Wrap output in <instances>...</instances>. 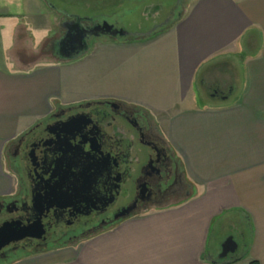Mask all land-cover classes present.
<instances>
[{
    "label": "crops",
    "instance_id": "0c3cea01",
    "mask_svg": "<svg viewBox=\"0 0 264 264\" xmlns=\"http://www.w3.org/2000/svg\"><path fill=\"white\" fill-rule=\"evenodd\" d=\"M18 1L0 11V156L57 107L113 98L151 117L187 193L12 264H264V0H184L149 42L104 38L57 61L30 60L28 42L49 19L34 0ZM234 223L249 239L241 235V252L218 260L230 235H213Z\"/></svg>",
    "mask_w": 264,
    "mask_h": 264
},
{
    "label": "flooded vegetation",
    "instance_id": "af4514ba",
    "mask_svg": "<svg viewBox=\"0 0 264 264\" xmlns=\"http://www.w3.org/2000/svg\"><path fill=\"white\" fill-rule=\"evenodd\" d=\"M40 1L55 18L50 47L58 58L104 38L146 43L174 21L172 13L154 21L157 0ZM159 137L145 111L113 98L57 107L15 134L4 148L0 264L93 237L186 195Z\"/></svg>",
    "mask_w": 264,
    "mask_h": 264
},
{
    "label": "rangeland",
    "instance_id": "374dc122",
    "mask_svg": "<svg viewBox=\"0 0 264 264\" xmlns=\"http://www.w3.org/2000/svg\"><path fill=\"white\" fill-rule=\"evenodd\" d=\"M12 1L13 0H5V2H4V0H3L2 2L4 4H6L7 6L3 7L4 9H0V11H2V12H4L5 10L9 11V12L15 11L14 4L12 3L11 5H9V3ZM24 1L25 0H19L18 3H15V4L16 5L18 4V6L22 7V5L24 4L23 3ZM34 1L39 5L41 12H43V13L47 12L49 23L46 24V26L43 28L44 33L39 34V37H37V35L31 36V40L28 42V46L31 48H34V50L32 51V53L30 55V60L35 61V59H37V58L43 59L44 57H47V59H49V60L51 59L50 61H53V60L57 61L58 59H64V58H58L57 56H55L53 51H51L52 47H50V42H51L50 39L53 36L52 26L55 24V20H53L54 17L48 12L47 8L41 3L40 0H34ZM157 1L159 3V11H158L159 14H158V16H156L154 18V21L157 23L163 22L164 19L169 16V13H172L171 17L175 18L176 15L178 16L179 13L182 12V10L184 9V6L186 4V2L184 0H157ZM0 8H2V7H0ZM19 10L22 11L21 9H19ZM45 15H46V13H45ZM128 20L129 21L135 20V16H129ZM169 25H170V23H169ZM166 28H167V25L164 26V28H162L161 30H164ZM141 29H142V27H141ZM18 53L20 55H23V54L25 55V52H23V51L18 52ZM27 53H29V52H27ZM26 58H28V57H26ZM232 70H233L234 74L238 73L237 67H234ZM212 73L213 74L222 73V74H224V77L226 78V76H228V75H225V74H229V71H227V70H216V72H212ZM225 92H226V90H225ZM209 94L206 93V91L203 93L204 99H202V100L204 103H209ZM150 119H151V117H150ZM151 121H152V119H151ZM152 123H153V125H155L153 121H152ZM6 169H7V167H6L5 154L1 153L0 170L2 172V171H6ZM234 226L236 229H231L230 227H226L225 229H222V232L218 231L217 234L213 235V237H214L215 241L217 242V240L219 238L224 239L225 233H229L226 235H230V238H232V240L237 245V248H238L237 253H240L242 250V243H241L242 240L240 241V239H241L240 237H241V235H243L245 237L247 236L246 239L248 240L249 236H250V232L247 229H241L240 230V227L236 223H234Z\"/></svg>",
    "mask_w": 264,
    "mask_h": 264
},
{
    "label": "water",
    "instance_id": "95a60500",
    "mask_svg": "<svg viewBox=\"0 0 264 264\" xmlns=\"http://www.w3.org/2000/svg\"><path fill=\"white\" fill-rule=\"evenodd\" d=\"M86 50V49H85ZM83 50V51H85ZM80 54V53H79ZM77 55V54H75ZM67 58V57H65ZM71 58V57H68ZM3 243H7V242H3ZM237 250V245L235 244V242L232 240V238L228 237L224 240V242L221 244L220 246V252L217 256L218 260H223L225 259L229 254H233L235 253Z\"/></svg>",
    "mask_w": 264,
    "mask_h": 264
},
{
    "label": "trees",
    "instance_id": "16d2710c",
    "mask_svg": "<svg viewBox=\"0 0 264 264\" xmlns=\"http://www.w3.org/2000/svg\"><path fill=\"white\" fill-rule=\"evenodd\" d=\"M237 260H238V259H232L231 262H236ZM249 264H258V263L252 261V262H250Z\"/></svg>",
    "mask_w": 264,
    "mask_h": 264
}]
</instances>
